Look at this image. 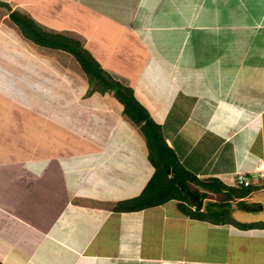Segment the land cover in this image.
I'll return each mask as SVG.
<instances>
[{
    "label": "crops",
    "instance_id": "0c3cea01",
    "mask_svg": "<svg viewBox=\"0 0 264 264\" xmlns=\"http://www.w3.org/2000/svg\"><path fill=\"white\" fill-rule=\"evenodd\" d=\"M0 1L46 32L80 39L122 76L199 179L238 187L245 173L252 181L243 197L223 201L235 222L191 217L177 199L116 211L155 171L143 133L113 90L90 92V84L76 103L21 105L22 74L69 60L56 52L73 55L16 26L19 38L4 34L25 52L10 66L21 78L4 93L17 103L0 99L2 263L264 264V0ZM42 85L34 86L58 94L55 83ZM115 139L130 142L119 156ZM199 187L209 193L202 209L225 196Z\"/></svg>",
    "mask_w": 264,
    "mask_h": 264
},
{
    "label": "trees",
    "instance_id": "16d2710c",
    "mask_svg": "<svg viewBox=\"0 0 264 264\" xmlns=\"http://www.w3.org/2000/svg\"><path fill=\"white\" fill-rule=\"evenodd\" d=\"M9 16L19 26L21 32L35 43L55 49H63L71 53L89 77L90 83L99 84L97 88L103 91L113 90L115 92V96L124 106V114L143 133L148 147V157L155 167V171L139 195L119 200L116 203L114 206L116 211L140 210L164 203L170 199H177L179 200V209L191 217L208 218V216H212L217 220L222 219L224 222H228L231 219L235 222L230 214L226 213L224 205L227 202L223 201L236 195L243 197L249 192L250 188L248 186H228L218 178L199 179L195 174L181 165L174 149L167 143L161 126L137 100L132 88L105 71L91 53L83 45L79 44L78 40L75 41L69 38V36L46 32L32 18L19 11L13 10L9 12ZM93 90L90 87L89 91ZM179 182L184 184L185 188L198 193L202 198L209 195V193L193 189L191 184L201 186L205 190L223 193L225 196L221 202H210L205 209L194 208L189 197L180 187ZM215 203L219 205L220 209L215 208ZM241 225L251 226L246 223H241ZM0 264L4 263L0 261Z\"/></svg>",
    "mask_w": 264,
    "mask_h": 264
},
{
    "label": "rangeland",
    "instance_id": "374dc122",
    "mask_svg": "<svg viewBox=\"0 0 264 264\" xmlns=\"http://www.w3.org/2000/svg\"><path fill=\"white\" fill-rule=\"evenodd\" d=\"M11 11L13 10L7 3L0 1V99H2L3 102L7 98V95L5 93L7 92L11 93L13 91V88L11 87V85L15 86L14 84H11V81H13L12 83H15L14 82L15 78H17V80L21 78V75H18V76L15 75V71L12 70L10 66H13V67L18 66V63L14 64L16 63L15 61L22 60L23 54H25V52L21 50L19 46L15 48L16 45L11 44L13 41L10 39V37L6 38L4 34V32H7L8 30L11 33V35L15 37V39L20 37V32L18 31L19 26L17 24H14V22L11 20L9 16V12ZM69 38L75 41L78 40L79 44L82 45L80 39L74 36H69ZM56 53H59L60 55H63V56H67L69 60L65 59V61L61 60L60 62V59H59L58 60L60 63L59 65L58 63L57 64L53 63V62H56V60H53L51 61L52 64H50L49 62L48 64L40 65L38 70H33L34 75L29 76L28 74H22L23 78L20 79L21 80V105L37 103L38 101L42 102L43 104H50L51 102H54V103H58L56 104L58 106L64 103H67V102L71 104L73 100H75L74 103H76V98L80 96L86 84H90V87L92 88V90L98 87L97 85L99 84L90 83L89 77L87 76L83 68L80 67L81 65L79 62H77L76 58H74L73 56H70L69 54L65 55L63 52H56ZM61 58H64V57H61ZM72 60H73V63H72ZM19 64L21 65V67H23L24 65L23 62ZM150 68L151 67H149L148 70ZM22 69H21V73L23 71ZM152 72H153L152 76L154 77L155 73H157L158 70L152 69ZM49 76L51 78H49ZM113 76L116 79L124 83L126 82L122 76H118V75H113ZM3 77L7 78V81H6L7 85H4L6 84V82L3 80ZM41 83L43 84L42 86H47L48 83H55V85H57L58 87V94L55 95L53 92L50 94L49 90H46L42 87L37 88L34 86L35 84L40 85ZM71 84L73 85L72 87L74 89V95H70L69 89H67V86ZM15 99L11 100L8 97L7 102L5 101V104H7L8 107H12L13 105H16L17 103ZM23 114L25 113L21 111V115ZM129 143L130 142H123L122 139H115L113 143V149L115 150V154L118 153L117 156L121 155V153L125 151L122 148L124 146L128 147ZM191 187L193 189L200 191V187L196 186V184H191ZM209 198H214V196L211 195ZM0 250L3 251V248L0 247Z\"/></svg>",
    "mask_w": 264,
    "mask_h": 264
},
{
    "label": "water",
    "instance_id": "95a60500",
    "mask_svg": "<svg viewBox=\"0 0 264 264\" xmlns=\"http://www.w3.org/2000/svg\"><path fill=\"white\" fill-rule=\"evenodd\" d=\"M180 184V187L183 189V191L185 192V194L189 197V200L190 202L197 208H202L203 207V203H204V199L202 197H200L199 194H197L196 192L194 191H191L187 188H185L184 184H182L181 182H179ZM247 209H251L253 211H257L259 210L260 208L262 209V205H249V206H246Z\"/></svg>",
    "mask_w": 264,
    "mask_h": 264
},
{
    "label": "built area",
    "instance_id": "2783aa9c",
    "mask_svg": "<svg viewBox=\"0 0 264 264\" xmlns=\"http://www.w3.org/2000/svg\"><path fill=\"white\" fill-rule=\"evenodd\" d=\"M259 170H260L261 176H264V163H261L259 165ZM237 183L248 185L250 183V179H249V177L246 174L240 173L239 177H238V180H237Z\"/></svg>",
    "mask_w": 264,
    "mask_h": 264
},
{
    "label": "clouds",
    "instance_id": "9594fccd",
    "mask_svg": "<svg viewBox=\"0 0 264 264\" xmlns=\"http://www.w3.org/2000/svg\"><path fill=\"white\" fill-rule=\"evenodd\" d=\"M258 173H257V176L259 177V178H264V176H261V174H260V170H258L257 171ZM245 174V173H244ZM248 176V175H247ZM249 177V176H248ZM250 179V178H249ZM251 183H252V181L250 180V183L248 184V185H244V184H240V185H244V186H249V185H251ZM239 184V183H238ZM198 194V193H197ZM195 207V206H194ZM195 208H197V207H195ZM203 208V207H202ZM201 208V209H202ZM200 209V208H199Z\"/></svg>",
    "mask_w": 264,
    "mask_h": 264
}]
</instances>
